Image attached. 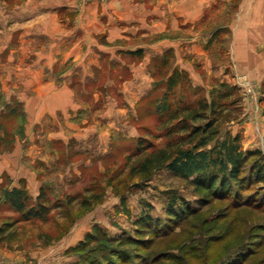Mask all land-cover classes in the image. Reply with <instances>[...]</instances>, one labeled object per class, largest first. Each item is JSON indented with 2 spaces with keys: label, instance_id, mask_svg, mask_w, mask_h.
Listing matches in <instances>:
<instances>
[{
  "label": "rangeland",
  "instance_id": "obj_1",
  "mask_svg": "<svg viewBox=\"0 0 264 264\" xmlns=\"http://www.w3.org/2000/svg\"><path fill=\"white\" fill-rule=\"evenodd\" d=\"M119 1L123 8L129 1L131 10L123 9V13L133 17L138 34L128 38L115 32L97 36L92 33L90 46L98 44L108 52H97L94 47L93 65L88 62L77 68L84 79L85 73L93 75V67L103 62V69L97 72L101 77L96 80L98 84L108 83L110 89L101 106L92 110L89 106L56 110L54 116L59 124H54L48 114L38 124H24V110L16 101V94L1 89L0 264H89L92 255L96 263L105 264V258L116 260V255L110 256L113 249L128 261L126 264H264L263 182L247 185L240 199L248 204L239 205L241 201L235 202L232 197H202L187 180L166 167L148 180L131 177L129 167L133 161L125 162V156L136 149V144H164V105L195 106L200 99L222 105L217 115L218 139L236 135L241 150L251 153L247 164L260 163L264 171V28H260L256 13L251 15L250 29L235 25L242 17L237 9L241 0H77L76 6L83 10L92 3L93 8H101ZM253 2L263 5L264 0ZM5 9V1L0 0V23L7 19ZM231 22L233 28L229 26ZM21 25L10 24L9 33L20 30L17 43L9 42V50L0 53V81L4 82L0 85L9 84V88L16 82L3 79L5 62L9 58V64L17 67L24 60L18 49ZM7 32L0 29V50L10 39ZM156 43L175 45L160 51V57L146 55L138 67L134 57H122L134 63L139 80L135 86L129 73L121 70V78H116L114 73L117 75L118 70L107 69L109 59L120 58L114 52L117 48ZM172 68L183 70L186 76L165 94V81ZM122 87L128 93L126 103L135 105L134 112L129 104L122 108L115 103V95ZM142 91L145 93L134 101ZM36 111L27 106L24 115L32 120ZM207 115L212 116L209 111ZM66 120L73 127H91L92 137L82 138L78 144L87 155H73L71 148L59 146L57 152L62 155L55 160L51 134L67 138L75 133L65 124ZM18 142L21 156H11V148L14 151ZM107 142V153L98 155ZM69 154L73 156L70 158ZM73 159L87 163L69 173L67 166L74 168L75 164L66 163ZM5 168L11 170L13 178L24 174L27 168L40 172L49 207L46 220H22L3 202V191L13 181L2 171ZM96 195L100 196L97 202L83 205L86 198ZM173 197L177 198L176 204L178 200L185 202L192 209L191 214L169 219L165 209ZM145 215L153 221L148 224L150 227L137 222ZM140 229L143 230L137 232ZM101 231L109 242L103 240ZM83 242L84 250H74ZM112 263L125 264L119 260Z\"/></svg>",
  "mask_w": 264,
  "mask_h": 264
},
{
  "label": "crops",
  "instance_id": "obj_2",
  "mask_svg": "<svg viewBox=\"0 0 264 264\" xmlns=\"http://www.w3.org/2000/svg\"><path fill=\"white\" fill-rule=\"evenodd\" d=\"M3 1H5L7 19L0 23V29L3 28V30H8L7 33H9L10 24L13 25L16 22L22 24L21 27H23L24 31L21 28L22 32L20 35L22 36L20 37V35H18V37H20L18 41L21 42L18 49H20L21 52L20 58L24 60H20L19 65L16 67L14 64H9L10 60L9 58L7 59L4 68L5 77L3 79H5V82L8 79L10 81L13 79L16 84H10V88L9 84H6V86L4 85L5 87L0 85V94L2 93L1 89L3 91L5 90L7 93L16 94L15 99L22 104L24 110L22 116L23 123L38 124L39 120L44 118L45 114H48L52 118L54 124H59L54 116L56 110L68 111L69 109H77L79 107L86 109L87 106L92 110L101 106L103 99L108 97L110 89L108 83L98 84L96 80V77H101L98 76L97 72L99 69H103L104 66L101 68L103 62H100L101 66L93 67V75L86 76L85 73L83 75L84 79L80 77L81 74L79 75V73H77V68H82L83 63L87 64L88 62L90 66L93 65L91 62L93 59L94 47H96L97 52H103L102 50L108 52L107 49L103 48L101 45L96 44L95 46H90L92 44V39L90 38L92 33H94L93 36H97L100 33L106 32L111 35L115 32L117 35L127 36L128 38H132L138 34L139 28L137 25H134L133 20H131L133 17H129L128 14L123 13V9H125V12L131 10L129 1H127V6L124 8L123 5L120 4L122 2L119 1L118 3H108L101 8H98V6L97 8H93V5H91L92 3H90L86 5L83 10L77 9V0H34V2H31V0H20V2L16 4L14 0ZM131 1L133 2V0ZM213 2L216 3L217 0H213ZM262 3L263 5H257L254 4L253 0H241L237 9L242 13V17L240 20L235 21V23L237 22L235 25L241 28L249 27L252 29L251 15L252 13H256V20L259 22L260 28H264V2H261V4ZM258 15L260 16L258 17ZM232 23L234 24V22H231L229 25L230 28H233ZM87 30L89 31L87 32ZM19 31L20 30H10V39H8L0 50V53L5 54L7 50H9L8 44H11L9 42H12V44L15 43L14 45H16ZM11 34L12 39L10 37ZM13 34H15V36H13ZM174 45L175 43H156L153 45L138 44L137 47L132 49L117 48L114 52L115 55L119 54L120 58L109 59V61L106 62L108 65L107 69H113L114 72L118 70L117 75L114 73L116 78H121L122 73L118 74L121 70H124L125 74L129 73V79H132L130 81L135 86V83L138 84L139 80L138 75L135 73L136 71L134 72L135 67L132 66L133 62L124 61L122 57L127 55L134 57V60L136 62L138 61L137 64L135 63V66L138 67L143 59L146 58V55L151 53L149 58L155 56L160 57V51L162 52L168 47L173 48ZM10 52H13V50H10ZM182 65L183 64H181V66ZM12 66L17 71L13 68L11 69ZM173 69L174 68H172L171 71ZM0 82L2 84L4 83L2 81ZM136 88H132V90L135 91ZM147 88L148 87L144 88L143 91H147ZM143 91L134 101H137L138 97L146 92ZM127 94L128 93L123 87L118 90L115 95L116 105L125 108V105L129 104L126 103L128 102L126 98ZM10 99L12 100V98ZM6 104V106H9L7 101ZM27 106L37 110L32 120H29L31 118H27L26 115H24ZM129 106H131L134 112L135 105L129 104ZM26 120H29V123ZM65 124H68L69 128L72 127L71 129L75 131V133L68 136L69 138L58 136L57 134L59 133L51 134L49 140L52 142L51 146H53L55 151V160L59 158V155H62V152H57L59 146H65L67 149L71 148L73 151L71 154L73 155H87V152H85L83 148L80 149L78 144L82 141V138L90 140V137H92L91 127H87L86 125L83 128L73 127L70 120H66ZM26 135L27 133L25 134V139L27 138ZM30 137L31 136H29L28 139H30ZM108 140L107 138L106 141ZM108 145L109 142H107V146L104 149L98 152V155L101 156L107 153L109 148ZM17 146H19V142L16 144L14 151H12L13 149L11 148V156H16L17 154L19 157L21 156ZM29 148V151H31L32 148ZM7 152L9 151H6L5 155H7ZM71 156L69 154L70 158ZM64 157L67 158L68 153H65ZM18 159L19 158H17V160ZM74 161L76 160L73 159L71 162L66 163L75 164L74 168L72 166H67L69 173L75 172L79 164L85 165L87 163H76ZM2 171L4 173L6 172V175L11 173V170L9 171L7 168ZM24 171L26 174H19L16 178H13L10 174V176L8 175L13 179L8 189L11 187L23 186L28 195L34 198L42 185L40 181V172H34L28 170V168Z\"/></svg>",
  "mask_w": 264,
  "mask_h": 264
},
{
  "label": "trees",
  "instance_id": "obj_3",
  "mask_svg": "<svg viewBox=\"0 0 264 264\" xmlns=\"http://www.w3.org/2000/svg\"><path fill=\"white\" fill-rule=\"evenodd\" d=\"M185 76L183 70L174 68L165 81V94L170 93ZM168 105L163 107L165 109L163 117H167L163 120L167 124L163 132L166 138L164 144L157 147L136 144V149L125 156L126 163L133 161L129 167L131 177L137 176L142 180H148L158 169L166 167L175 176L187 180L193 186L194 192L202 194V197H232L235 202L241 201L240 197L247 185L264 183V171L261 164L254 162L247 164L251 153L241 150L236 135H225L224 138L218 139L217 115L222 109L220 103L213 100L208 103L206 100L198 99L195 106L190 104L171 108ZM207 111L212 116H208ZM213 140V144L209 145ZM255 196L253 195V198ZM99 199L100 196L96 195L92 199L86 198L82 203L84 206H89L90 203L97 202ZM176 199L173 197L165 209L167 217L172 220L189 215L192 210L181 200H178L176 204ZM2 200L22 220L43 221L47 218L49 207L43 186H40L34 198L28 195L23 186L6 188L3 191ZM238 204L247 205L248 202L244 200ZM137 222L144 227H150L148 224L153 221L145 215L141 216ZM2 229L0 228V233ZM141 230L143 229L137 232ZM100 235L103 240L110 241L104 232L101 231ZM85 246L84 242L80 243L74 250H84ZM110 250L107 247V251L110 252ZM112 255H116V260L120 262L125 264L128 262L124 261L114 249L110 252V256ZM91 258L93 260L91 259L90 262L88 260L89 264H98L94 259L95 256L92 255ZM105 259V264H113L112 262L116 261L110 257Z\"/></svg>",
  "mask_w": 264,
  "mask_h": 264
}]
</instances>
